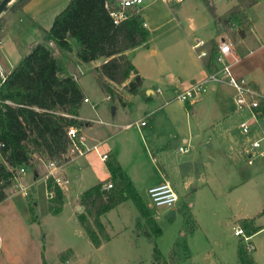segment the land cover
Masks as SVG:
<instances>
[{
	"label": "rangeland",
	"instance_id": "1",
	"mask_svg": "<svg viewBox=\"0 0 264 264\" xmlns=\"http://www.w3.org/2000/svg\"><path fill=\"white\" fill-rule=\"evenodd\" d=\"M16 1L6 7L0 16L5 25V16L11 13L10 7ZM232 2L233 0H184L177 6L146 2L139 13L144 19L143 27L146 28L145 23L147 24L150 37L147 46L136 52L132 63L148 81L168 82L179 79L178 76L183 78V63L190 57L194 61L196 59L190 50L191 43L201 39L209 48L212 42H220L221 39L216 37V29L225 30L228 39L233 38L228 31L229 26L224 23L225 16L217 18ZM34 6L36 11L42 10L43 19L40 24L45 26L55 11L56 3L45 5L38 2ZM4 27L0 32V61L9 71L10 67L18 65L14 64L18 57H22L24 53L29 54L41 39L37 37L38 28L26 17L9 28ZM72 45L74 49V42ZM151 50L155 53L151 54ZM101 63L99 61L94 66L98 67ZM94 66L85 68L80 75V82L88 96V102L82 104L80 113L95 121L91 124L93 130H104L106 126L96 121H106L107 116L111 115L112 107L119 101L109 103L103 100L95 79ZM199 83L197 81L195 84ZM209 86L210 84L205 85L204 91ZM152 87L155 91L157 85ZM113 89L123 91L122 88L121 91L116 87ZM133 103L136 109L147 104L145 111L156 108L155 103L150 101L145 103L137 99ZM122 112L119 108L112 115L118 119L123 117ZM132 113V117L125 119L123 123H134L144 115L140 110ZM141 121L147 125L140 127V132L134 127L110 140L108 145L118 148L126 174L122 172L129 176V180L137 188L150 216L161 230L160 235L153 237V242L144 236L145 220L140 217L134 202L128 199L104 216L103 223L107 225L111 239L95 248L76 219V214L82 212V208L74 209L67 205L60 214L52 215L48 210L44 189L38 186L34 193L29 190L26 198L8 196L0 204L1 264H43V259L47 264H152L154 247L171 264H231L237 259V248L245 246L243 239L233 234L235 228L242 224L241 217L253 218L264 210V197L260 192V186L264 183V164L260 168V174L252 175V180L244 185V176L250 169L244 157L240 162L228 165L229 159L223 149L205 145L211 133L202 131L201 128L198 130L194 119H191L192 138L188 144L182 143L185 134L180 133L173 120L162 116V112L137 120V123ZM236 125L239 129V123ZM83 128L84 126L81 130ZM242 136L249 134L241 135V138ZM144 144H147V148ZM106 145H102L99 152L103 153ZM180 145L189 147L188 152L180 154L177 151ZM263 149L264 140L260 143L259 151ZM96 156L92 151L81 157V161L93 160L94 165L90 163V168L80 181L76 179L78 169H73L76 164H70L67 175L65 174L70 184L62 189L64 197L67 190L75 196L82 188L84 192L104 177ZM76 157L71 152L69 162ZM45 165L43 161L36 160L34 172L46 175ZM164 177L178 197V204L172 209L155 207L147 194V188L154 182L161 183ZM237 183L241 185L232 190ZM15 191V188H11L7 193L11 195ZM76 206L79 207L78 203ZM61 255L63 259L60 258Z\"/></svg>",
	"mask_w": 264,
	"mask_h": 264
},
{
	"label": "trees",
	"instance_id": "2",
	"mask_svg": "<svg viewBox=\"0 0 264 264\" xmlns=\"http://www.w3.org/2000/svg\"><path fill=\"white\" fill-rule=\"evenodd\" d=\"M30 1L17 0L9 11L18 13ZM108 1L70 0L49 30L39 28L46 43L36 45L0 85V203L7 199V191L13 188L20 168H31L36 160L57 165L69 162L72 143L67 130L71 127L81 130L85 125L78 119L85 95L76 80L62 75L49 42L64 52H72L70 42H75V56L83 64L102 61L94 70L95 79L110 102L122 103L113 87L122 88L131 96H145L143 79L131 58L135 49L147 46L150 33L143 27L144 21L136 8L129 9L128 18L115 25L105 8ZM258 1L236 0V5L226 12L224 23L233 29L245 25L246 12ZM4 25L0 18V32ZM215 54L216 46L205 64L208 73L215 69ZM107 169L110 177L106 182L79 196L78 206L82 208L76 214L79 226L92 246L99 248L111 239L102 218L131 199L145 220L144 236L153 242L161 230L140 195L114 163H108ZM109 182L113 184L107 190L104 186ZM46 188L52 195L48 198V210L58 215L64 206V194L52 180L46 182ZM242 227L249 236L258 231L252 220L242 221ZM238 258L240 264H255L243 246L239 247ZM152 259V264H171L156 247ZM43 264H47L45 259Z\"/></svg>",
	"mask_w": 264,
	"mask_h": 264
},
{
	"label": "crops",
	"instance_id": "3",
	"mask_svg": "<svg viewBox=\"0 0 264 264\" xmlns=\"http://www.w3.org/2000/svg\"><path fill=\"white\" fill-rule=\"evenodd\" d=\"M69 1L70 0H31L29 3H27V5H25L22 11L18 13H10L8 14V16H5L6 25L4 29L9 28L14 23L21 21L23 17H26L38 28L37 37L39 40H41L39 43H37V45L44 44L46 42L43 39L39 28L49 30L56 15H58L65 8ZM38 2H42L45 5L52 4L54 2L56 3L55 11L52 13V17L45 23V26H42L40 24V21L43 19L42 10H35L36 6L34 5H36V3ZM229 4V7L224 10L222 15H218L217 18H224L226 12L236 5V0H233V2ZM246 15L247 23L245 25L237 29L229 27L228 31L232 33V39H228V37L225 35L227 34L226 31H222L220 29H216V37H219L221 40H224L226 42H230L232 45L233 56L228 60L232 68V74L235 77L246 79L252 85V87L261 96L264 97V43H262V37L264 35V0H259L256 5H254L251 9L246 12ZM32 16L35 17V19ZM145 25L147 28L146 23ZM70 43L72 46V52L61 51L50 42L48 43V45L52 49V53L56 58L59 67L61 68L63 76H70L77 81L78 85L80 86L85 95V100H87L88 102V96L80 82V75L82 74V71L86 70L85 68L89 67L90 69L95 65V63H98L99 61L88 64H83L79 62L75 56L76 44L74 42L73 49V41H71ZM194 43L190 44V50L194 53L196 62L193 60V58L190 57V59L183 63V78L178 76L179 79L176 78L174 80H169L168 82L166 80L156 82L148 81L133 64L136 68V71L143 79L142 91L145 96H131L127 94L124 90L121 91V88L116 87L121 91L119 92V94L122 98V103L117 101L118 103L114 105L115 109L111 110V115L107 116L108 118L106 121H96V123L98 124L105 125L106 129L103 130L101 128H97L96 130H93L91 124L95 121L84 117L79 111L78 119L84 122L85 124L83 130H81V133L83 134L86 140L87 146L92 147L97 145L99 149L100 147H102V145L107 144V148L102 153L108 155L107 161L103 162L100 160L98 155L96 156V160L98 161V163H100L99 169L102 170V174L104 177L101 180H97L96 183H94V186L109 179L110 174L107 169L108 163H114L117 167L121 169V171L124 172L123 161L119 158L118 148L109 146L108 142L114 139L115 137H119L120 135H122L121 133H127L134 127H136L137 131L140 132V127H146L147 123L145 122V125L141 126L140 124L144 121L137 123V120L143 119L144 117H151L153 113L154 115H156L160 112H162V116H165L166 118L169 117V119L173 120L176 123V128L179 129L181 134H185V137L182 141L183 144H188L191 141L192 136L190 135V131H192L193 129V127L191 126L193 125L191 119H194V123L196 124L197 129L201 128L202 131L207 130V132L211 133L205 145H209L214 149H223L224 153L227 154L229 159L228 165L236 164L237 162H240L241 159L244 157L243 159L246 165L250 167V169L244 176V181L242 182V184L246 185L247 182H250L252 180V175L260 174V168L264 164V149L262 151H259L260 143L262 140H264V118L259 125L252 127L249 136H242L241 138L242 134L240 133L236 124L240 123L246 117V113L237 111L234 103L235 92L231 87H229L226 83L210 84L209 88L206 91L202 92L203 94L200 96L199 101L192 106L184 104L177 99V96L179 94L189 90L190 87L194 85L197 81L203 83L208 80L209 73L205 69L207 57L202 59H199L197 57L196 52L193 51L191 48ZM217 43L218 42H212L211 46L214 47ZM211 46L207 48L205 45L203 50L209 53V51L212 50ZM142 48L143 47L137 48L132 53V62L134 60L136 52ZM154 53L155 52L151 50V54ZM27 54L28 53H24L22 57H18L17 61L14 62V64H19L23 57H25ZM0 64L5 71H8L3 62L0 61ZM10 68L11 69L7 73H10L12 71L14 65ZM94 68H96V66H94ZM170 79H172V77ZM177 80H188V82L186 81L183 83L182 81L178 82ZM155 84L157 85V88L154 91L152 85ZM225 91H227L229 94L227 95ZM101 94L103 96V100L110 103V101L103 95L102 92ZM137 99L139 101L143 100L145 103L149 101L150 103L153 102L155 103L156 108H154V110L152 111H145V108L147 107V104H145L138 106V109H136L134 108L133 101ZM119 108L123 110L122 113L124 114L123 117L121 116L120 118L116 119L113 117L112 114H114L113 112H116ZM132 110L143 111L144 115L141 116L139 119L135 120L134 123H123L125 119L128 120L132 117ZM128 124H131L132 127L126 129L125 126H127ZM114 129L118 130L113 131ZM149 135L150 134H148V136ZM256 141H260L258 148L253 147V143ZM144 145L147 148V144ZM200 145L203 144L200 143ZM80 159L83 158L76 157L75 159L71 160V162H68L62 166L63 172L67 175V171L70 164H76L75 168L73 166L72 167L73 169H78L79 174L76 179H78L79 181L85 177L86 170L90 168V163L93 164V160L90 161L87 159L85 161H81ZM34 165L31 168H25V172L23 175H21L18 182V185L20 187L18 189L15 188L16 191L8 196H11L13 198L21 197L23 199L24 196L20 192L21 190L28 191L29 196V190H32L31 193H34V190L38 186H40L44 189L45 198L48 204V191L46 188L45 175H42V173L40 172H36V174L34 172L36 166ZM251 167L254 168L252 169ZM164 182L169 181L167 178L164 177L161 183L154 182L153 184H151L147 188V191L148 189L158 186ZM239 183L233 185L232 190L238 188L241 185ZM263 184L260 186V192L261 195L264 197ZM136 191L138 192L137 188ZM71 193L70 190H67V193L65 194V202L63 209L67 205H71L72 207H74V209L78 208L76 206V203H78L79 196L83 193V188L79 192H77L75 196H72ZM103 219L104 217L102 218V221ZM245 220H252L254 227L257 228L258 231L249 236L246 232V229L242 227V224L240 225V227H237L243 230L245 236L248 238L247 242L243 240V242L245 243L244 247L248 246L251 249L249 255L251 256L255 264H264V210L262 211V213H259V215H256L253 218L249 217L245 219L244 217H241L240 219L241 222ZM237 228H235V230ZM107 231L109 233L108 227ZM237 249V259L235 261H232L231 264H240L238 258L239 248ZM174 262L175 261H173L172 263ZM175 264L177 263L175 262Z\"/></svg>",
	"mask_w": 264,
	"mask_h": 264
},
{
	"label": "built area",
	"instance_id": "4",
	"mask_svg": "<svg viewBox=\"0 0 264 264\" xmlns=\"http://www.w3.org/2000/svg\"><path fill=\"white\" fill-rule=\"evenodd\" d=\"M183 1L184 0H109L105 4V8L108 10L113 23L117 25L128 18L127 11L129 9H141L146 2H160L166 6H177ZM205 45L204 41L196 40L191 47L192 50L196 52L199 59L206 58L208 56V53L203 50ZM232 56L233 52L231 43L224 40L218 42L216 44L214 61L215 70L208 74V80L203 83L192 85L189 90L179 94L177 99L182 103L195 104L199 101L201 92L204 91V86L206 84L226 83L235 92L234 103L237 111L246 113V117L239 123V130L242 135H247L250 133L252 127L259 125L264 118V97L261 96L246 79L235 77L232 74L231 65L228 61ZM8 74L9 73H7L0 64V85L5 82ZM84 102H87V100H84ZM140 125L144 126L145 122H142ZM131 127V124L125 126L126 129ZM67 136L72 143L71 152L77 157L85 156L86 153L94 151L99 156L101 161H107L108 155L100 153L97 145L92 147L87 146L81 130L71 127L67 130ZM259 142L260 141L254 142L253 147L258 148ZM177 151L181 154H185L188 152V147H179ZM62 166L63 165H57L56 163H47L45 165V180H52L53 184L61 190L66 189V187L70 184L62 170ZM24 172L25 168H20L17 171L13 188L18 189L20 187L18 182ZM104 188L107 190L111 189L112 184L109 183L104 186ZM20 192L24 197L28 196V191L21 190ZM147 194L155 207H166L167 209H172L178 204V197L169 182H164L158 186L148 189ZM50 197H52V195L48 193V198ZM234 236L241 237L246 242L248 240L240 228H237L234 231ZM246 250L247 252L251 251L248 246H246Z\"/></svg>",
	"mask_w": 264,
	"mask_h": 264
},
{
	"label": "water",
	"instance_id": "5",
	"mask_svg": "<svg viewBox=\"0 0 264 264\" xmlns=\"http://www.w3.org/2000/svg\"><path fill=\"white\" fill-rule=\"evenodd\" d=\"M14 0H2L0 2V16L1 14L5 11L6 7H8ZM115 108L112 107L111 110H114ZM77 209H80V207H78Z\"/></svg>",
	"mask_w": 264,
	"mask_h": 264
}]
</instances>
